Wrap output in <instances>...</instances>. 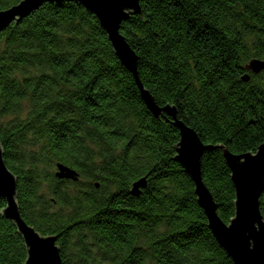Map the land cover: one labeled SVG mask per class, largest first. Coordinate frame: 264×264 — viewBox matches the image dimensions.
<instances>
[{
	"label": "trees",
	"instance_id": "1",
	"mask_svg": "<svg viewBox=\"0 0 264 264\" xmlns=\"http://www.w3.org/2000/svg\"><path fill=\"white\" fill-rule=\"evenodd\" d=\"M22 0H0V11ZM120 34L155 104L211 149L202 182L219 218L235 217L222 148L264 144V0H142ZM247 75L248 81L243 77ZM179 131L155 117L97 18L46 3L0 32V145L24 222L57 237L62 264H234L208 228L175 160ZM62 164L79 180L59 179ZM146 177L139 195L132 186ZM0 264H23L21 235L1 213ZM264 218V193L260 198Z\"/></svg>",
	"mask_w": 264,
	"mask_h": 264
},
{
	"label": "water",
	"instance_id": "2",
	"mask_svg": "<svg viewBox=\"0 0 264 264\" xmlns=\"http://www.w3.org/2000/svg\"><path fill=\"white\" fill-rule=\"evenodd\" d=\"M142 0H22L17 5L0 11V32L13 23H18L46 3L74 2L83 6L98 20L107 34L115 56L122 66L133 76L140 98L146 108L155 117L166 114L174 121L179 131L175 160L189 175L195 186L197 203L203 210L212 235L234 264H264V218L260 212V198L264 193V144L255 153L235 155L226 148L222 153L230 170V178L235 189V217L225 224L217 214L216 204L201 176V158L210 150L196 132L177 120L173 107H158L153 97L146 91L137 76L138 57L120 34L121 24L132 15L141 12ZM247 70L253 74L264 71V62L252 60ZM248 76L243 77L248 81ZM55 175L59 179L77 182L79 175L73 169L62 164L56 165ZM0 201L5 202L1 215L13 222L21 235L27 258L23 264H62L60 252L56 246L57 237H44L27 225L20 215L16 202V178L6 167L0 145ZM146 186V177L133 184L131 193L139 195ZM37 238L44 239L43 247L35 244Z\"/></svg>",
	"mask_w": 264,
	"mask_h": 264
},
{
	"label": "snow or ice",
	"instance_id": "3",
	"mask_svg": "<svg viewBox=\"0 0 264 264\" xmlns=\"http://www.w3.org/2000/svg\"><path fill=\"white\" fill-rule=\"evenodd\" d=\"M0 184H2V178H0ZM35 244H36V246H37L38 248L43 247L44 244H45V240H44V239L37 238V239L35 240Z\"/></svg>",
	"mask_w": 264,
	"mask_h": 264
},
{
	"label": "rangeland",
	"instance_id": "4",
	"mask_svg": "<svg viewBox=\"0 0 264 264\" xmlns=\"http://www.w3.org/2000/svg\"><path fill=\"white\" fill-rule=\"evenodd\" d=\"M56 170H54L53 172H55Z\"/></svg>",
	"mask_w": 264,
	"mask_h": 264
}]
</instances>
